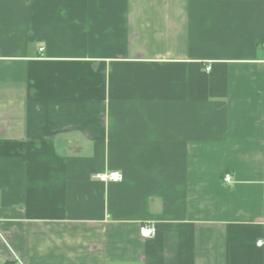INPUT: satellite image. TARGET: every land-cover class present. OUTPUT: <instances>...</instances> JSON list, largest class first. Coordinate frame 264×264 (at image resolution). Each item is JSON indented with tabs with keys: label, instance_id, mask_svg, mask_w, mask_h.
Segmentation results:
<instances>
[{
	"label": "crops",
	"instance_id": "crops-1",
	"mask_svg": "<svg viewBox=\"0 0 264 264\" xmlns=\"http://www.w3.org/2000/svg\"><path fill=\"white\" fill-rule=\"evenodd\" d=\"M3 263L264 264V0H0Z\"/></svg>",
	"mask_w": 264,
	"mask_h": 264
},
{
	"label": "built area",
	"instance_id": "built-area-1",
	"mask_svg": "<svg viewBox=\"0 0 264 264\" xmlns=\"http://www.w3.org/2000/svg\"><path fill=\"white\" fill-rule=\"evenodd\" d=\"M40 50H42V48H40ZM206 69L209 70V67H207ZM91 178L95 180H99L101 182H108V181L119 182L122 180V175L117 171H107V172L94 173L91 175ZM224 181L230 182L229 174L224 175ZM139 233L144 237H151L155 234V229L153 226L141 225L139 227ZM257 243L258 245H262L263 241L259 240Z\"/></svg>",
	"mask_w": 264,
	"mask_h": 264
},
{
	"label": "trees",
	"instance_id": "trees-1",
	"mask_svg": "<svg viewBox=\"0 0 264 264\" xmlns=\"http://www.w3.org/2000/svg\"><path fill=\"white\" fill-rule=\"evenodd\" d=\"M3 264H9V263H3Z\"/></svg>",
	"mask_w": 264,
	"mask_h": 264
}]
</instances>
